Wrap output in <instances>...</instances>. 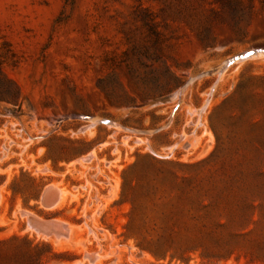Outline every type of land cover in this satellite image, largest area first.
I'll use <instances>...</instances> for the list:
<instances>
[{"label":"rangeland","instance_id":"obj_1","mask_svg":"<svg viewBox=\"0 0 264 264\" xmlns=\"http://www.w3.org/2000/svg\"><path fill=\"white\" fill-rule=\"evenodd\" d=\"M14 236L38 264H264V0H0Z\"/></svg>","mask_w":264,"mask_h":264},{"label":"trees","instance_id":"obj_2","mask_svg":"<svg viewBox=\"0 0 264 264\" xmlns=\"http://www.w3.org/2000/svg\"><path fill=\"white\" fill-rule=\"evenodd\" d=\"M25 237L0 240V264H38L39 248Z\"/></svg>","mask_w":264,"mask_h":264},{"label":"bare ground","instance_id":"obj_3","mask_svg":"<svg viewBox=\"0 0 264 264\" xmlns=\"http://www.w3.org/2000/svg\"><path fill=\"white\" fill-rule=\"evenodd\" d=\"M252 52V54L251 55H257L258 53H259V51L257 50V51H255V50H252L251 51ZM261 53H262V51H260ZM241 54H244V52L243 53H241ZM260 55V54H259ZM263 55V54H262ZM230 60V59H229ZM241 60H237L236 62H240ZM231 62H234V60H232ZM230 64V63H229ZM226 67H227V64L226 63H224V64H222L219 68H218V75L220 76L222 73H223V71L226 69ZM185 87V85L182 87V88H184ZM205 106L203 105L199 110H195V111H192V113L193 112H195L196 114H197V112H198V114H200L201 113V111L203 110V108H204ZM191 113V112H190ZM199 116V115H198ZM99 121H102V119H95V117H93V118H90L89 120H88V125H86L83 129H82V131H86V130H90L91 128H93V126L97 123V122H99ZM102 122H104V123H106L107 125H108V127H110V126H112L114 129H117L118 128V124L117 123H115L114 121H109V120H105L104 121V119H103V121ZM199 122H197V124H198ZM182 137L184 136V134H182L181 135ZM169 148H171V147H169ZM83 159H85V160H89L90 159V155H89V159H86V158H83ZM84 161V160H83ZM54 192H55V196H56V199H58V197L59 196H62L63 195V192L60 190V189H58V190H54ZM45 194V193H44ZM28 216V215H27ZM30 216H32V215H30ZM33 217V216H32ZM35 218V217H34ZM37 218V217H36ZM41 220V219H40ZM39 220V221H40ZM29 222V221H28ZM31 222V221H30ZM30 222H29V224H30ZM58 223V222H57ZM30 226H32L31 224H30ZM37 226V225H36ZM44 229V228H43ZM64 229V228H63ZM65 229H66V227H65ZM45 231V230H44ZM61 232V231H60ZM45 233H47V231L45 232ZM57 237H63V236H65L66 237V234L65 233H56L55 234Z\"/></svg>","mask_w":264,"mask_h":264},{"label":"water","instance_id":"obj_4","mask_svg":"<svg viewBox=\"0 0 264 264\" xmlns=\"http://www.w3.org/2000/svg\"><path fill=\"white\" fill-rule=\"evenodd\" d=\"M255 51H260V49H254ZM252 54L251 51H247L245 52L244 54H238V55H235L229 62H231L232 60H243L245 58H248L250 57Z\"/></svg>","mask_w":264,"mask_h":264}]
</instances>
